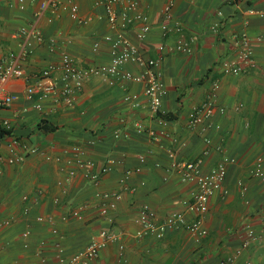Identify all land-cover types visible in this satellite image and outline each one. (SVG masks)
I'll return each mask as SVG.
<instances>
[{
  "label": "crops",
  "instance_id": "crops-1",
  "mask_svg": "<svg viewBox=\"0 0 264 264\" xmlns=\"http://www.w3.org/2000/svg\"><path fill=\"white\" fill-rule=\"evenodd\" d=\"M168 1L138 0L152 29L137 43L152 58L158 45L165 46L157 70L166 90L161 112L171 119L150 111L143 83L104 76L86 80L71 103L63 100L60 82L56 96L28 98L26 79L34 80L48 64L59 67L62 53L81 66L109 61L105 7L95 0H0V54L17 53L27 38L17 35L21 28L39 29L46 39L34 41L33 52L18 61L23 76H8L0 89L16 95L0 106V122L11 126L0 149L6 151L12 138L30 148L20 164L1 168L0 264H58L57 244L69 256L102 229L115 238L94 264H220L229 257L234 264H264V182L255 174L260 163L264 169V0H171L169 25L177 21L181 31L162 36ZM136 26L127 34L134 42ZM242 34L251 38L252 63L238 75L225 74L219 63L240 62L235 40ZM179 38L190 46L188 53L173 49ZM213 81L215 103L224 112L189 128L191 108L207 99ZM72 147L95 166L79 168ZM194 159L203 173L227 159L223 190L198 216L207 233L198 236L178 225L162 237L138 235L135 218L143 205L155 211L156 222L172 212H183L186 221L197 218L186 210L196 182L181 175L183 163ZM105 163L110 169L92 183L86 173L100 172ZM249 230L254 237L240 250Z\"/></svg>",
  "mask_w": 264,
  "mask_h": 264
},
{
  "label": "built area",
  "instance_id": "built-area-1",
  "mask_svg": "<svg viewBox=\"0 0 264 264\" xmlns=\"http://www.w3.org/2000/svg\"><path fill=\"white\" fill-rule=\"evenodd\" d=\"M96 3L102 4L106 11V20L109 26V33L105 34L103 39L111 45V56L106 64L92 63L88 65H77L74 59L68 53L61 54V65L58 67L54 64H48L44 67L35 79H26L25 94L28 98H32L38 94L40 98L48 96H56L58 94V83H61L60 94L63 100L71 103L75 94L82 88L84 82L94 76L109 77L116 82H135L143 83V93L147 98L150 111L155 115L162 116L161 102L166 92L164 84L157 70L161 62L162 52L165 49L164 44L157 46L159 55L155 58L146 56L141 51L139 43L145 40L152 29V25L148 22L147 17L138 9V0H95ZM173 2L168 1L163 7L164 21L160 23L159 28L162 36L168 35L171 31L180 32L181 25L174 21L172 26L169 25V13ZM44 4L42 3V6ZM77 6L70 7V16L76 17ZM139 23L138 26L136 24ZM135 42L128 37V32L135 27ZM17 35L27 37L20 45L16 54H0V89L8 76H23V69L18 61H24L29 54L33 52V42L43 43L46 41L39 29L26 30L21 28L17 31ZM50 47L54 45L53 40H47ZM238 49V58L240 62H232L222 60L219 65L223 73L238 75L243 70V64L252 63V47L251 38L247 34H242L235 40ZM98 44L92 45V51L95 52ZM173 49L188 53L190 46L181 38L177 40ZM128 64L136 65L140 68L138 73L133 72L127 67ZM59 69L60 74L56 78L54 72ZM218 87L217 81H213L212 91L205 101L201 104L194 105L188 114L189 128L194 127L198 123H202L211 119L217 112H224V107L215 103V90ZM16 98L15 94H0V106L10 105ZM40 108V104L35 105ZM162 118V117H161ZM166 122V119H162ZM0 126L11 128L7 120H2ZM207 144L209 139L205 140ZM30 151L25 141L12 138L7 143V150L0 149V173L3 164H20ZM73 155L79 168L91 169L95 166L92 160H82L79 156V149L72 147ZM143 161L144 159H140ZM227 159L221 160L215 167L207 173L199 170L197 159L189 160L182 165V180H194L197 189L192 193L191 199L186 202V210L197 215L192 221H186L183 212H172L165 216L161 222H156L155 211L149 205H143L139 208L136 215V222L141 225L138 235L154 234L162 237L168 228L178 225L183 226L189 232L195 235H205L206 229L202 226L200 214L208 209L209 198L217 191L223 190V184L226 176ZM261 159H258V163ZM110 169V163H105L100 172H88L86 176L92 183H96L102 174ZM138 170V169H136ZM130 170L126 171V175ZM255 174L264 182V169L261 163L255 170ZM106 196V195H105ZM115 198H119V194H114ZM114 203L110 204L113 208ZM27 211V208L24 209ZM105 211V210H103ZM75 217L79 216L78 209L71 211ZM42 220L41 217L38 218ZM5 223H8L6 221ZM25 235L28 233L25 232ZM254 237V233L249 230L246 237L242 240L240 250L249 245L250 240ZM115 238L114 234L106 229H102L98 234L89 241V243L81 250L65 256L64 250L60 245H56L58 251V264H94L99 251L107 242ZM239 251V250H238ZM41 264H44L43 262ZM220 264H234V257H229Z\"/></svg>",
  "mask_w": 264,
  "mask_h": 264
},
{
  "label": "trees",
  "instance_id": "trees-1",
  "mask_svg": "<svg viewBox=\"0 0 264 264\" xmlns=\"http://www.w3.org/2000/svg\"><path fill=\"white\" fill-rule=\"evenodd\" d=\"M164 117H166L167 119H171L172 117L168 114L162 115ZM11 134V128H4L0 126V138H2L5 135H9Z\"/></svg>",
  "mask_w": 264,
  "mask_h": 264
}]
</instances>
